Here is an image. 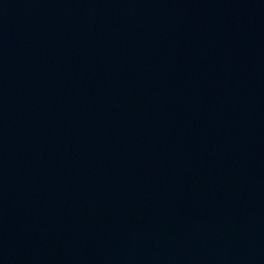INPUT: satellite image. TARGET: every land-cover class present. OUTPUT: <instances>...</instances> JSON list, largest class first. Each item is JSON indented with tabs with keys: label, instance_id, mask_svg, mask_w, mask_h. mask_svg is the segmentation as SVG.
Returning a JSON list of instances; mask_svg holds the SVG:
<instances>
[{
	"label": "water",
	"instance_id": "water-1",
	"mask_svg": "<svg viewBox=\"0 0 264 264\" xmlns=\"http://www.w3.org/2000/svg\"><path fill=\"white\" fill-rule=\"evenodd\" d=\"M0 264H264V0H0Z\"/></svg>",
	"mask_w": 264,
	"mask_h": 264
}]
</instances>
